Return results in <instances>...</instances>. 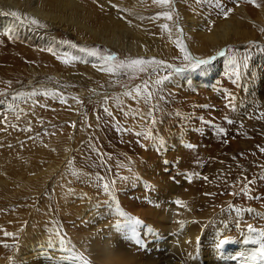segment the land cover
<instances>
[{"label": "rangeland", "instance_id": "rangeland-1", "mask_svg": "<svg viewBox=\"0 0 264 264\" xmlns=\"http://www.w3.org/2000/svg\"><path fill=\"white\" fill-rule=\"evenodd\" d=\"M83 1L94 10L86 21L99 30L96 36L82 34L76 28L49 26L55 46L46 43L37 46L2 33L11 41L6 45L10 51L18 47L25 51L40 48L39 51L57 61L58 69L51 71L38 64L39 67L34 65L36 70H30L31 67L24 64L20 68V79L7 77L0 81V147L16 141L28 148L33 161L45 162V167H37L34 172L28 170L20 178H15L11 172L0 174V264H12L16 248L29 232V237L35 235L31 243L63 241L65 246H71L68 250H72L78 261L96 264L81 245L84 242L81 236L86 233L83 223L90 220L99 228L116 220L119 222L121 214L129 220L150 218L145 211L156 204H170L168 194L172 187L175 194L187 198L195 213H212L213 217L225 213L233 228L241 225L245 230L252 224L258 234L264 231V181H260V171L264 168V151L260 144L264 135L262 138L257 135L253 126L255 122L264 128V116L260 115L264 113V78L260 77L264 75V0H254V3L250 0H170L167 5L155 0ZM239 8L247 10L258 26L252 29L243 26L253 35L234 42L241 43L243 48L227 44L220 50L223 56L219 55L220 51L212 56L217 60L212 64V71L216 69L212 80L206 81L204 86H194L192 80L185 77L189 70L172 71L187 63L178 45L190 56L204 59L183 43L186 19L195 17L205 22V26L207 23L225 24L229 19L238 25L237 17L244 15ZM169 15L171 20L166 18ZM29 16V20L39 22L37 17ZM24 24L30 25V21ZM108 34H117L119 44H108L103 39ZM132 40L160 53L135 55L125 47ZM79 48L97 49L100 56L112 59L98 60L80 52ZM9 56L14 59L11 53ZM92 58L102 65L97 66ZM133 60L146 63L129 66ZM10 64H0V75L4 69L12 67ZM57 71L61 72V78L56 76ZM249 73L252 78L248 77L249 85H245L244 74ZM30 76L37 79L33 87H28ZM157 80L163 83L157 84ZM96 91L100 92V97L91 99L90 95ZM229 93L234 97L231 101ZM14 96L17 99L13 100ZM232 109L238 113L231 114ZM228 113L235 125H222L223 132L218 131L216 135L217 124L206 121L225 119ZM149 118L155 122H149ZM243 119L249 121L245 124L250 126L249 134L242 131L238 135ZM206 130L210 134L205 138ZM243 141L248 145L243 146ZM190 148L207 155L204 169L196 171L199 154L191 157ZM229 152L234 153L233 161L244 166L234 171V182L221 176L226 168L232 172L229 166L219 170L210 167L207 171L211 158L226 160L224 157L231 155ZM27 161L32 164L28 159L23 160L25 164ZM227 161L224 165H228ZM151 162L155 165L146 170ZM139 166L152 175H141L143 171L139 172ZM243 171L246 174L243 175ZM226 172L228 174L227 169ZM205 177L212 180V187H197V182ZM233 184L236 190L232 192L219 189L225 185L233 188ZM244 187L251 188L248 190L253 193L251 200ZM140 224L146 227V223ZM236 233L230 232L231 241H236ZM259 237L264 242V237ZM31 243L27 249L31 248Z\"/></svg>", "mask_w": 264, "mask_h": 264}, {"label": "bare ground", "instance_id": "bare-ground-1", "mask_svg": "<svg viewBox=\"0 0 264 264\" xmlns=\"http://www.w3.org/2000/svg\"><path fill=\"white\" fill-rule=\"evenodd\" d=\"M91 8L90 5L87 6V4L83 0H0V64L4 65L11 63L10 65L12 66L6 69L1 67L2 69H4V72L2 73L1 71L2 74L0 75V81H5L7 77L13 80L20 79L22 73L21 72L22 70L20 71V68L22 69L23 67L22 65L24 64L28 65V67H31L30 70H34V69L36 70V67H34V65H38V64L48 67L47 68L48 70H51L52 68L58 69L57 61L54 60L53 57H50L47 53H44L43 51L42 52L39 51L40 48L39 50L38 48L36 49L39 52L35 50L25 51L20 47L11 48L12 51H10L9 49L6 48V45L9 44L11 41L5 38L4 36H2V33L16 36L22 39L23 41L28 42V44L35 43L36 45L37 44L41 45L43 43H46L48 44L47 46H51V45L55 46L54 40L52 39L54 37L53 34L50 33L52 31H50L49 26L54 27L57 25H61L64 26V28L67 30H73V28H76V30L82 34L89 33L96 36L99 30L93 25L88 24L86 21V19L94 11L93 8L92 9ZM239 9L242 11L241 13L244 12L243 15L244 17L243 16L242 18L237 17V22L239 23L238 25L234 24L233 22H231V20L228 19L225 24H223L222 22L217 24L207 23L206 25L209 27L208 28L203 24L205 22H201V21L199 22L198 19H196L195 17H192L189 20L186 19L185 22H187V24L184 25L185 31H184V36L182 38L183 43H185V46L188 49H190L192 52H197L202 54L204 56V59H208L212 57L227 44H236L240 48H243V45L241 43L237 44L234 42H237V40H246L245 38H249V37L251 38L253 35L250 32L247 33L246 29L247 28L252 29V27L257 28L258 24L256 23L257 21H255L253 16H251L247 10H245L244 8H239ZM11 13H17L21 18L27 17L28 19L25 20L24 23L30 21L29 14L33 15L34 17H37L39 19L40 25H44V27L35 28L34 26L31 27V25L28 24L26 26L25 24L21 25V23L18 22L16 18H14L11 15ZM186 15L187 14H184V17L187 18ZM205 21L210 22L207 19H205ZM243 26L247 28L244 29ZM103 39L106 40L107 43L112 46L117 45L120 42L117 34L112 36L108 34L107 36H103ZM251 41H254V39ZM136 42L137 41L132 40L131 42L125 44L126 45L125 47L135 55L151 56L160 53L158 50L149 48L147 45L139 46ZM10 53L12 54V56H14L13 60L9 59L11 58V56H9ZM92 60L97 64V66L102 65L101 62L95 61L93 58ZM216 62L217 60L212 61V63L208 68L203 67L202 69L196 71L189 70L185 73V77L191 79L194 86H204L206 81H210L213 79L214 71L216 69L212 71L214 67L212 66V64L214 63L216 64ZM252 66H253L252 68H256V69L258 68L255 67L254 65ZM93 68L95 69V67ZM23 71L25 72V70ZM30 72L32 71H29V73ZM245 74H244V84L246 85L248 84V77L250 78L252 77L250 73L247 75ZM56 76L61 78L62 77L61 72L57 71ZM75 76L77 75H74V77ZM30 77L31 78L29 79L28 87L32 86L34 80L36 79L32 76ZM260 77L264 78V75L260 74ZM13 80L10 82H13ZM174 80L177 79L175 78ZM20 89L18 88V90ZM25 97L27 98L28 96ZM97 97H100L99 91L93 92L90 95L91 99H96ZM232 113H238V111L236 109L235 110L232 109L231 114ZM226 116L228 119L232 120L230 126L233 127V125H235V121L233 120L234 118L229 113ZM206 122L207 123L213 122L217 124L218 126L217 131H215L216 135H218L217 132L219 131V129H221L222 125L229 124L226 119L217 120L211 118L209 121ZM243 122L244 124L240 125V132L238 135H240L242 131H244V133L249 134L248 127L250 128V126L245 125L246 122L249 121L243 119L241 123ZM253 126L256 128V132L258 133L257 135H259L262 138L264 135V128L262 127V125H260L259 127V125L255 124L254 122ZM205 127H208L207 124H205ZM209 134H210L209 131L206 130L204 134L205 138L209 137ZM205 138H203V140ZM242 144L243 146L248 145L246 141L245 142L243 141ZM4 146L5 147H0V174L7 175V173L11 172V174H13L15 178H20L25 176L28 170H29L28 172H34L41 166L45 165L44 164L45 162L40 163L33 161L34 159L32 158L33 154L30 155L27 151L28 148H24L22 144H19V142L9 141V143H6ZM260 146L261 149L264 148V137L262 139V143L260 144ZM190 149L192 150L191 152L192 154H188V155H191V157L192 155L198 156L199 154L198 163L195 164L197 166L196 171H199V169L201 168L204 169V164H206L205 162L207 155L205 154L206 155L205 156L201 154V152H198V150L196 149L193 148ZM68 150L69 147L67 148L66 145L65 152L68 153ZM230 154H231L229 155L230 157L229 156L224 157V159L228 160L227 161L229 162L228 165H224L226 160L222 159L220 161L219 159L216 160L214 158H211L208 163L209 165L207 171L210 170V167H216L218 168L217 170H219L225 168L226 166H229L232 169V172L231 170L226 168L228 170V174L225 169L222 171L221 176H225L226 179L224 177L223 179H225L226 181L232 180L234 182L232 178V177L235 178V176H233L234 174H236L234 171L240 169L242 170L244 166H242V164L239 162L236 163L235 161H233L234 160V158H232V156H234L233 152H231ZM249 155H251V153ZM38 158L42 159L40 157ZM50 158L51 155H49L47 159L45 158L47 163H49ZM26 159L31 161L32 164H30L28 161H27L28 163L26 162L25 164L23 160L26 161ZM153 164L154 162H151L150 164L146 165L147 166V168L145 167L146 170L148 169V166L150 167V165ZM59 165L61 164L59 163ZM50 166L51 165L49 164L45 168V170L46 171L49 170ZM247 168L248 166H246V169ZM143 170H144L143 166L139 168V172H142ZM143 174L147 175L148 177L152 175V174H147L144 171L141 173V175ZM244 174H246V172L243 171V175ZM260 175H261L260 181H264V168L260 171ZM28 176H30V174ZM153 177L150 178L152 179ZM210 181L212 182V180L208 177L207 179H203V181L199 180L197 182L198 183L197 187L203 188L204 185L205 187H209V186L212 187L210 185L211 184ZM225 186H220L219 189L221 191L229 190L231 192L236 190L235 185L233 188L231 186L230 188L229 186L228 187ZM174 188L175 187H172L168 194L170 204L167 205L156 204L154 208L145 211V215H149L150 218L140 217L139 219L134 218L133 220H129L128 216L121 214L119 216L121 218L119 222H117L118 220H116L114 224L107 226L103 225L100 226L99 228H95L93 222L90 220L87 221L86 223H83L84 224L83 226H85L86 233L81 236L84 241L81 245L83 246V248H85L88 256L89 255L92 256L96 261L95 262L96 264H264V256H261L260 254L261 247L264 246V242L261 241L263 239L259 237L260 234H258V232L249 233L247 229L245 230L241 229L242 227L241 225L239 227L237 226L236 228H233V225L231 226V224H229L230 223L229 219L226 218L225 213H219L218 215H215L213 217L212 213L193 212V208L189 204L187 198L175 194ZM250 189L244 187V190L247 191L246 194H248L247 198H249V200L252 199L250 197L253 194L252 192L248 191ZM11 191L12 189L10 190L9 193H11ZM255 195L257 194L255 193ZM254 198L255 197H253V199ZM132 205L134 207L136 206V204H132ZM136 219L139 221V224L137 223ZM140 223H146V227L142 228ZM33 231L34 230H32V232ZM232 231L238 232V234L236 233L238 239L235 237L236 241H233L232 243H229L223 246L222 248H218L217 244L220 239L223 238L230 241L233 240L232 239L233 237L230 235V232L232 233ZM29 234L23 237L25 239L24 240L22 239L23 241L16 248L13 254L12 264H85L84 262L81 263L80 261L77 260L75 256H73L74 253L71 252L72 250L71 251L68 250L69 248H71V246L70 247L65 246L66 243L63 244V241L54 242V240H51L50 242L39 241L37 242L39 244H37L36 242L31 243L33 240V238L31 237L35 235L31 234L32 236L29 237L30 236ZM33 234L36 233L34 232ZM52 239H55L54 236ZM73 239H75V237ZM30 243H31L30 245L31 248L27 249L26 247H29L28 245Z\"/></svg>", "mask_w": 264, "mask_h": 264}, {"label": "snow or ice", "instance_id": "snow-or-ice-1", "mask_svg": "<svg viewBox=\"0 0 264 264\" xmlns=\"http://www.w3.org/2000/svg\"><path fill=\"white\" fill-rule=\"evenodd\" d=\"M155 2L157 3H161V4H164V5H167L169 4L170 0H155ZM250 2H253L254 3V0H250ZM113 7H115L113 5ZM217 7H220L219 3L217 4ZM11 15L16 18V20L18 22L21 23V25H24V21L27 20L28 18L27 17H24V18H21L17 13H11ZM167 19L171 20L172 17L169 15L166 17ZM30 25L32 26H38V27H44V25H40L39 22L36 20V19H31L30 20ZM62 43L64 44H68L69 42L68 41H62ZM72 47H76L75 44H72L71 45ZM180 47V51L182 53H184V60L187 62L185 64V66L183 68H174L172 69L173 72H183V71H186V70H191V71H196L197 69H201L202 67H205V66H208L212 63L213 61V58L210 57L208 59H200V58H197V57H193V56H190V54L185 50V48L182 46V45H178ZM80 52L82 53H86L88 56H91V57H95L97 58L98 60L99 59H105V60H110L112 59L111 56H108V57H102L98 54V50L97 49H88V48H79L78 49ZM48 51H51V49H48ZM219 55L223 56L224 55V52H220ZM146 63V61H143V60H133L131 62V65L129 66H133V65H139V64H144ZM151 63H162L161 61H152ZM233 63H234V59H233ZM167 67L171 68L172 66L171 65H168ZM165 80L168 79L167 76H165L164 78ZM157 84H161L163 83V81L161 80H157L156 81ZM230 98V101L232 99H234V97L231 96V94H227ZM17 99V97H13V100ZM162 111V109H160ZM105 111H107V109H105ZM156 109H153V113H155ZM109 115H111V113H108ZM261 116H264V113H261L260 114ZM141 119H145V117H141ZM225 119L227 120V122L229 124L232 123V120L228 119L227 117H225ZM149 122H155L153 118H149ZM220 132H223V129H219ZM137 135H140V133H136ZM189 147H191V145H189ZM262 151H264V149H262ZM205 179H207V177H205ZM107 187V186H106ZM251 211V210H250ZM137 223H139V221H137ZM247 231L249 233H255L256 232V229L253 227L252 224H248L247 226ZM260 236L261 237H264V231H261L260 232ZM233 241H230V240H227V239H220L218 241V248H222L223 246L229 244V243H232ZM261 256H264V246L261 247Z\"/></svg>", "mask_w": 264, "mask_h": 264}]
</instances>
